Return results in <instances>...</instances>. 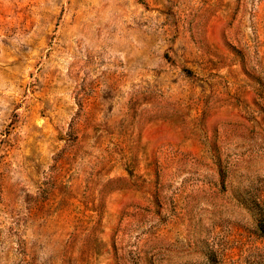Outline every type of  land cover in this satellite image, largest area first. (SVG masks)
Segmentation results:
<instances>
[{
  "label": "rangeland",
  "instance_id": "rangeland-1",
  "mask_svg": "<svg viewBox=\"0 0 264 264\" xmlns=\"http://www.w3.org/2000/svg\"><path fill=\"white\" fill-rule=\"evenodd\" d=\"M0 264H264V0H0Z\"/></svg>",
  "mask_w": 264,
  "mask_h": 264
}]
</instances>
